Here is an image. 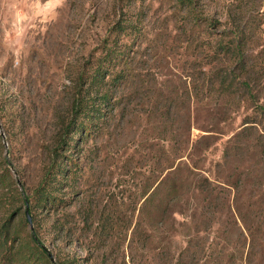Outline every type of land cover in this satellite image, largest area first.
I'll list each match as a JSON object with an SVG mask.
<instances>
[{
  "label": "rangeland",
  "instance_id": "374dc122",
  "mask_svg": "<svg viewBox=\"0 0 264 264\" xmlns=\"http://www.w3.org/2000/svg\"><path fill=\"white\" fill-rule=\"evenodd\" d=\"M185 1L0 0V264H174L189 237L197 264H264V0ZM183 137L217 190L132 245Z\"/></svg>",
  "mask_w": 264,
  "mask_h": 264
},
{
  "label": "trees",
  "instance_id": "16d2710c",
  "mask_svg": "<svg viewBox=\"0 0 264 264\" xmlns=\"http://www.w3.org/2000/svg\"><path fill=\"white\" fill-rule=\"evenodd\" d=\"M178 1L183 6L187 5L185 0H178ZM220 46L221 48H224L226 53H230L231 55L236 54L239 56V58H241L242 52L238 45L236 44L234 45L233 43L230 45L228 44L222 45L221 43ZM107 56L111 59V61L103 63V61L105 60L104 59V60H100L98 63V69L100 70L102 68V73H100L101 76L99 79L101 81L105 80V77L108 74L113 73L112 69L113 66L116 65V61H117L116 57L112 55L110 52L107 53ZM242 59H239V62H242ZM112 62L113 64H111ZM241 66H242L241 70H245L243 68H246V64L242 62ZM122 77L123 76L121 71H115L112 77V83L116 84L115 82L121 80ZM222 80L223 81L225 80V76H223ZM238 89L247 91L249 94H251V88L247 83L241 84L238 87ZM112 98L114 97L107 94V92H103L102 94H100L98 104L100 106H104L106 104L108 105L109 102H111ZM253 102L255 103V99H253ZM91 106H92L91 102H86L84 105H82V102H78L76 104L74 112L81 113V111L82 112L84 111L86 114H90ZM255 108L256 111H258L259 114H262L264 117V103H257L255 105ZM99 110L100 108L97 109L94 108L92 111L100 112ZM71 128L72 127H70L69 129ZM69 131L67 130V132ZM254 139H255L254 141L255 145L261 147L262 152L264 153V137L259 135ZM181 144L183 146L176 148L177 152L181 154L179 156V158H181L179 160V163L175 166L170 165L167 167L168 169L167 173L160 180V182H158L154 186L151 185L149 192L144 199L145 202L144 208H146V210L145 212L143 211V209L141 210L140 219L136 220L134 224L132 239L130 241L132 245L152 240L153 234H151L150 232L146 233L147 229H143V224L148 226L151 231L158 232V238H159L158 241L160 242L162 239L166 238L165 233L169 232L171 229L174 228V223L176 222L173 216L176 212L183 214V211L187 208V205L189 203V198H191L193 195L198 193L201 196H203V199H207V198L212 199L211 195L213 194L214 191L217 190L216 186H214L213 184V180L207 175H202L198 170L199 167H197L196 162L191 160L190 157L188 156L187 150H188L189 139L183 137V139L181 140ZM165 151L166 153H171V149L169 148ZM184 156L185 157L188 156L189 160H191L190 164H186L182 162ZM228 156H229V148L226 147L224 149V157H228ZM215 182L219 183V181H215ZM162 234H165V236H163ZM9 235H10V225H8V221H6L4 224L0 226V248H4L7 245L9 240ZM34 240L42 248L39 240L36 239L35 237ZM192 241H193V237H189V239L186 240V247L180 253V258L176 259V262L174 264H197L196 254L195 252L191 251ZM38 245L36 247L38 251H35L37 255V259L43 260L44 258L49 257V254L46 255L45 250L43 248H42L43 250H40ZM15 254L17 256H20L19 253H15ZM162 254L165 255L164 259L167 260L166 264H170L171 261L170 258L168 259V252ZM131 259L132 262H134L135 264V259L133 256L131 257Z\"/></svg>",
  "mask_w": 264,
  "mask_h": 264
},
{
  "label": "water",
  "instance_id": "95a60500",
  "mask_svg": "<svg viewBox=\"0 0 264 264\" xmlns=\"http://www.w3.org/2000/svg\"><path fill=\"white\" fill-rule=\"evenodd\" d=\"M25 213H26V217H27L28 221L30 222V217H29V212H28L27 207H26ZM30 226H31V224H30ZM49 258H50V260H51L52 262H54V259H53V257H52L51 254H49Z\"/></svg>",
  "mask_w": 264,
  "mask_h": 264
}]
</instances>
